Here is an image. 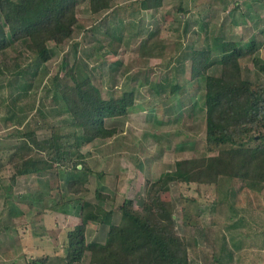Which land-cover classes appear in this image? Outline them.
<instances>
[{
	"label": "rangeland",
	"instance_id": "rangeland-1",
	"mask_svg": "<svg viewBox=\"0 0 264 264\" xmlns=\"http://www.w3.org/2000/svg\"><path fill=\"white\" fill-rule=\"evenodd\" d=\"M133 1L114 0V8L130 6L134 11ZM78 16L82 28L61 47L51 43L53 58L35 76L30 72L33 55L22 43L0 54V155L5 165L0 170V264H34L35 260L61 264L67 233L81 222L83 198L113 209V220L119 222L125 198L133 199L135 208L141 207L147 180L173 170L179 159L214 154L206 148L204 78L190 79L189 58L184 74L177 78L172 71L184 54L212 45L216 37L240 43L254 39L259 50L241 62L245 76L264 80V71L253 60L264 61V0H164L156 17L148 15L147 20L143 15L140 25L134 24L136 18L133 22L125 17L121 29L115 19L92 14L89 0H79ZM110 25L123 34L124 42L118 55L109 57L102 45L110 40ZM146 38L157 41L150 45L153 57L140 54ZM103 62L106 66L101 68ZM73 65L91 73L104 96L135 89L136 105L128 115L106 120L107 127L118 129L114 137L82 147L93 170L86 182L88 191L72 195L66 211H60L52 206L66 191V178L77 177V172L58 175L51 170L11 181L6 154L18 142L17 130L34 129L43 138L49 135L50 124L65 122L52 97L62 80L69 81L65 74ZM22 69L30 80L27 86L26 78H18ZM219 72L217 65L209 70V74ZM166 77L190 83L184 81L178 93H163L160 99L151 89L153 82ZM97 189L112 199L97 200ZM158 196L173 202L175 229L189 241L192 264H264L263 183L225 177L216 187L201 188L175 182ZM184 196L197 198V203ZM108 229L106 224L91 223L88 241H105ZM75 264L91 263L85 258Z\"/></svg>",
	"mask_w": 264,
	"mask_h": 264
},
{
	"label": "trees",
	"instance_id": "trees-1",
	"mask_svg": "<svg viewBox=\"0 0 264 264\" xmlns=\"http://www.w3.org/2000/svg\"><path fill=\"white\" fill-rule=\"evenodd\" d=\"M78 3L79 0H0V54L16 43H22L25 51L33 55L30 72L35 76L37 69L45 67L53 58L51 43L61 47L82 28ZM137 3L140 9L163 6V0ZM114 6V0H89L92 14H103L111 20L116 19ZM107 32L110 40L99 45L108 56H117L124 42L123 34L117 33L111 25ZM152 41L153 38L142 40L141 56H154L150 45L157 41ZM259 48L254 39L240 43L216 37L212 45L193 48L184 54L185 58H174L178 60L172 66L175 77L184 74L189 58L190 79L204 78L206 148L214 154L179 159L173 170L161 173L155 180H147L141 207L135 208L134 200L125 198L120 206L119 222L113 220V209L102 202L83 198L79 212L81 222L67 233L65 254L59 258L61 264L82 263L85 258L91 264H192L189 241L175 229L173 202L160 199L158 195L175 182L197 184L201 188L216 187L227 177L249 181L253 185L264 184V80L245 76L241 62ZM253 60L264 71V61L259 57ZM216 65L220 68L219 74H209ZM105 66L106 62H103L101 68ZM19 73V80L27 79L25 69ZM65 75L69 81L62 80L52 97L65 114V122L50 124L49 135L43 138H39L34 129L17 130L18 142L10 146L6 154L11 181L51 170L58 175L62 171L77 172V177L69 175L66 178V191L52 206L60 211H66L72 195L88 191L86 182L93 170L82 147L114 137L118 129L107 127L106 120L126 116L136 105L133 88L104 96L85 68L73 65L67 68ZM57 78L54 76V80ZM29 81L26 80L25 86ZM184 81L166 77L153 82L151 90L163 99V93L169 96L178 93ZM2 157L0 155V170L5 169ZM95 197L103 202L112 199L99 189ZM184 198L197 203V198ZM93 222L109 226L105 241H88L87 228ZM44 261L35 260L34 264H46Z\"/></svg>",
	"mask_w": 264,
	"mask_h": 264
},
{
	"label": "crops",
	"instance_id": "crops-1",
	"mask_svg": "<svg viewBox=\"0 0 264 264\" xmlns=\"http://www.w3.org/2000/svg\"><path fill=\"white\" fill-rule=\"evenodd\" d=\"M140 0H134L133 1V4H135V8H134V11H131V10H129L130 8V6L128 7H122L121 5V7H119V6H117L116 7V9H115V11H117V14H120L121 12V14H120V17H116L117 19H115L114 21H116L117 22V25H119V28L121 29L122 27H123V25H124V20H123V18H125V17H130V18H132L133 20V22H134V18H136V21L134 22V24L135 23H137V24H141L142 23V21H144L143 20V15H146L147 16V20H149V16H151L152 18L153 17H156L157 16V13L158 12H160V9L162 8V7H160V8H158V9H140L139 8V4L137 3V2H139ZM78 5H79V3H78ZM163 5H164V0H163ZM123 9V10H122ZM181 9V8H180ZM143 13H145V14H143ZM167 13V12H166ZM134 14H136V16H134ZM141 15V16H140ZM149 15V16H148ZM165 18L167 17V14H165V16H164ZM121 21V22H120ZM136 25V24H135ZM142 27H144V26H142ZM141 27V28H142Z\"/></svg>",
	"mask_w": 264,
	"mask_h": 264
}]
</instances>
